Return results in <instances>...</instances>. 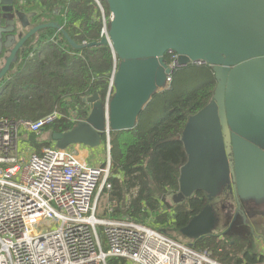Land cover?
Wrapping results in <instances>:
<instances>
[{
	"label": "water",
	"instance_id": "obj_1",
	"mask_svg": "<svg viewBox=\"0 0 264 264\" xmlns=\"http://www.w3.org/2000/svg\"><path fill=\"white\" fill-rule=\"evenodd\" d=\"M5 1L8 8L0 0V83L25 43L46 28L59 31L74 49L109 45L118 59L107 104L96 92L84 97L86 116L67 131L48 129L42 140L58 149L96 148L105 141L110 158V131L135 127L151 97L167 88L165 55L172 50L181 65L205 61L216 82L211 100L189 117L181 135L182 144L186 138L190 143L172 200L180 204L198 191L206 199L182 231L194 240L212 233L216 200L237 208L233 218L239 212L246 219L242 203L264 205V0H104L107 37L81 44L58 22L33 25L12 0Z\"/></svg>",
	"mask_w": 264,
	"mask_h": 264
},
{
	"label": "trees",
	"instance_id": "obj_2",
	"mask_svg": "<svg viewBox=\"0 0 264 264\" xmlns=\"http://www.w3.org/2000/svg\"><path fill=\"white\" fill-rule=\"evenodd\" d=\"M12 5L14 10L28 15L33 25L58 22L79 44L100 40L103 23L93 0H24L23 5L12 0ZM103 6L108 18L105 1ZM24 47V53L17 55L16 67L13 64L14 70L0 83V117L33 120L53 110L66 116L72 112L74 120L60 119L46 126L63 132L86 116L88 106L84 97L96 92L104 102L108 80L118 62L109 45L74 49L59 31L46 28L31 37ZM31 52L33 57L29 58ZM215 83L209 65L176 68L169 86L151 97L135 127L110 131L111 168L120 176L108 179L111 189L102 192L101 205L104 206L106 195L108 200L120 203L112 216L144 221L149 214H155V225L171 223L181 229L206 204L198 191L176 204L172 214L160 212L165 195L179 188L180 167L186 161L182 132L189 117L209 103ZM35 136L39 135L31 134L28 138L35 152L41 154L42 148L50 143ZM247 242L238 233L225 231L220 235H202L191 246L209 251L222 264L259 262L262 255L248 250Z\"/></svg>",
	"mask_w": 264,
	"mask_h": 264
},
{
	"label": "built area",
	"instance_id": "obj_3",
	"mask_svg": "<svg viewBox=\"0 0 264 264\" xmlns=\"http://www.w3.org/2000/svg\"><path fill=\"white\" fill-rule=\"evenodd\" d=\"M93 2L103 23L100 38L107 37L104 0ZM165 63L167 87L174 69L207 65L203 60L181 65L172 50ZM70 113L53 110L33 120L0 117V264H222L209 251L171 238L155 225V214L144 221L112 216L120 203L107 195L98 216L101 194L111 189L108 179L120 176L110 158L106 165L90 164L79 144L65 149L49 144L37 154L23 140L57 120H74ZM261 257L254 264H264V253Z\"/></svg>",
	"mask_w": 264,
	"mask_h": 264
},
{
	"label": "rangeland",
	"instance_id": "obj_4",
	"mask_svg": "<svg viewBox=\"0 0 264 264\" xmlns=\"http://www.w3.org/2000/svg\"><path fill=\"white\" fill-rule=\"evenodd\" d=\"M5 6V5H3ZM13 21V25L15 26V33H18L21 29L20 26V21L18 20V18H16L15 16L12 19ZM17 60V59H16ZM47 127L45 128V130L42 133H39V136H35L36 139H40L41 135L45 134V132L47 131ZM23 140H28L26 137L23 138ZM39 141V140H38ZM30 142V141H29ZM190 141L186 138L185 142H183V149L186 150V153L188 151V145H189ZM50 145H53V143H50ZM81 145V144H79ZM82 147H86L84 145H81ZM33 147V146H32ZM34 148V147H33ZM24 149L27 151L26 154L29 153L28 149H27V145H24ZM35 149V148H34ZM184 150V151H185ZM81 154L84 155L86 161L90 164H96V165H106L107 164V159H108V152H107V147L105 144V141H103L101 143L100 146H98L97 148H89L86 147L85 151L84 148H82L81 150ZM87 151V152H86ZM185 153V154H186ZM185 159H187V154ZM182 166V165H181ZM176 193V192H174ZM174 193H168L165 195V200L164 202H162V206H161V211H165V213H168L169 215L173 213V207L176 205V203L173 202L172 200V196L174 195ZM193 195V194H192ZM103 202L102 198H100L99 200V209L97 211V215L98 216H102L104 213V206L101 205ZM122 208H123V200H122ZM213 209L216 212V217H217V221L213 227L212 233H216V234H221L222 232H224L226 230V223H227V215H226V208H228L226 201L225 200H216L213 202ZM229 213L231 212L230 210H227ZM163 213V212H161ZM172 224L169 223H164V224H159V228L161 230H163V232H165L166 234H168L171 238L175 239L178 242L181 243H186V244H192L194 239L191 237H188L187 233L182 231V229H179L176 226H171ZM240 229V228H239ZM258 231V230H256ZM243 232V231H241ZM240 232H238L239 234ZM252 232L249 231V229H247V231L245 232V234H241V236H244L248 242H247V249H251V250H258L262 253V251L264 250V241L263 238L261 237L260 239L257 237L252 236L251 234Z\"/></svg>",
	"mask_w": 264,
	"mask_h": 264
},
{
	"label": "crops",
	"instance_id": "obj_5",
	"mask_svg": "<svg viewBox=\"0 0 264 264\" xmlns=\"http://www.w3.org/2000/svg\"><path fill=\"white\" fill-rule=\"evenodd\" d=\"M5 0H3V3H4V5H5V7H7L8 8V2H4ZM17 3L19 4V5H23V3H20L19 1H17ZM2 6V5H1ZM28 19V18H27ZM29 20V19H28ZM24 49H25V47L24 48H22V50H21V52H20V55L19 56H21L23 53H24ZM33 52H31V53H29V55H28V57L29 58H31V56H30V54H32ZM33 57V56H32ZM2 60V59H1ZM0 60V65H2V63H3V60L1 61ZM16 67V64H14V68ZM13 68V67H12ZM11 68V70L13 71L14 69H12ZM10 73V72H9ZM84 148V151H85V148L86 147H83ZM97 148V147H96ZM87 152V151H86ZM229 210H230V208H228ZM231 211V210H230ZM226 213L228 212L227 211V208H226V211H225ZM229 213V212H228ZM231 213H233V211H231L229 214H231ZM227 215V223H226V230L225 231H227V230H229V228H231V226H233V223L231 222L230 223V219H231V215L229 216L228 214H226ZM241 223H239L238 225L240 226H238V232H240L242 235L243 234H245V232L247 231V229H249V231H251L252 233V236H254V237H257V238H263V241H264V215H262V214H259V215H257V216H254V217H252V216H246V219H243V226L242 225H240ZM240 228V229H239ZM231 230H234V229H231ZM256 230H258V231H256ZM224 231V232H225ZM241 231H243V232H241ZM231 232H233V231H231ZM223 233V232H222ZM221 233V234H222ZM240 233H239V235H240ZM214 234H216V233H214ZM233 234H234V232H233ZM217 235H220V234H217ZM244 237V236H243ZM250 251H252V252H256V253H258L259 255H262L263 253H264V250L262 251V253L260 252V251H258V250H256V251H254V250H251V249H249Z\"/></svg>",
	"mask_w": 264,
	"mask_h": 264
},
{
	"label": "flooded vegetation",
	"instance_id": "obj_6",
	"mask_svg": "<svg viewBox=\"0 0 264 264\" xmlns=\"http://www.w3.org/2000/svg\"><path fill=\"white\" fill-rule=\"evenodd\" d=\"M183 202H185V201H183ZM240 208H244V211L246 213L245 214L246 216L249 215V216L254 217V216H257L259 214L264 215V205H257V204H255L252 201H247L245 203H242V206H240ZM236 209L237 208H234L233 213L229 214V216L231 215L230 223L232 222L233 223V226H231V228H229V230H227V231H233L234 233H238V231H237L238 229L237 228L239 226L238 225L239 223H241L240 225L243 226V216L239 212L237 213V216L235 218H233ZM231 229H234V230H231Z\"/></svg>",
	"mask_w": 264,
	"mask_h": 264
},
{
	"label": "bare ground",
	"instance_id": "obj_7",
	"mask_svg": "<svg viewBox=\"0 0 264 264\" xmlns=\"http://www.w3.org/2000/svg\"><path fill=\"white\" fill-rule=\"evenodd\" d=\"M109 81V80H108Z\"/></svg>",
	"mask_w": 264,
	"mask_h": 264
}]
</instances>
